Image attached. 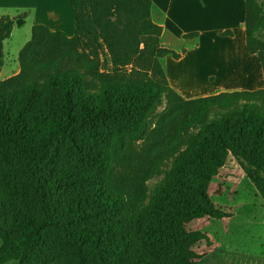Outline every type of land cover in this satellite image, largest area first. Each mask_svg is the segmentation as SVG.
Listing matches in <instances>:
<instances>
[{
	"label": "trees",
	"instance_id": "1",
	"mask_svg": "<svg viewBox=\"0 0 264 264\" xmlns=\"http://www.w3.org/2000/svg\"><path fill=\"white\" fill-rule=\"evenodd\" d=\"M70 4L73 36L33 26L0 82V264H196L211 241L187 226L229 219L208 195L228 157L264 198V89L185 100L162 70L180 55L160 47L149 0ZM23 25L0 16V72ZM245 36L264 78V0H245Z\"/></svg>",
	"mask_w": 264,
	"mask_h": 264
},
{
	"label": "crops",
	"instance_id": "2",
	"mask_svg": "<svg viewBox=\"0 0 264 264\" xmlns=\"http://www.w3.org/2000/svg\"><path fill=\"white\" fill-rule=\"evenodd\" d=\"M149 1L151 20L162 29L160 47L180 55L177 60L170 55L160 60L169 87L180 97L193 100L264 89L261 65L246 50L245 0ZM0 16L12 20L24 17L22 27L30 22L31 27L44 26L68 38L74 34L70 0H0ZM226 32L231 35H222ZM193 33L197 34L196 38H184ZM204 233L211 245L201 246L203 256L196 264L210 262L209 258L219 252L223 256L220 245Z\"/></svg>",
	"mask_w": 264,
	"mask_h": 264
},
{
	"label": "rangeland",
	"instance_id": "3",
	"mask_svg": "<svg viewBox=\"0 0 264 264\" xmlns=\"http://www.w3.org/2000/svg\"><path fill=\"white\" fill-rule=\"evenodd\" d=\"M32 28L30 22L24 27H15L10 38L3 43L0 81L19 70L18 54L29 42ZM167 107L168 100L163 97L162 103L148 119L147 134L155 130L159 117ZM209 116L211 118L212 114ZM163 135L166 137L164 132ZM154 140L158 141L159 137ZM147 145V141L143 139L135 143L134 149L143 152ZM172 162L173 159L162 161L157 172L145 182L143 193L146 202L154 195L155 188L167 177ZM238 163L241 164L239 160L228 157L225 166L208 187L209 197L230 215L229 220L216 222L202 219L187 226L188 230L207 232L223 252V256H220V252L219 255L216 253L209 258L210 262L202 264H217L216 261L222 262L221 264H264V198L247 180ZM199 250L201 252L202 249Z\"/></svg>",
	"mask_w": 264,
	"mask_h": 264
}]
</instances>
